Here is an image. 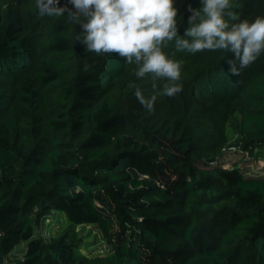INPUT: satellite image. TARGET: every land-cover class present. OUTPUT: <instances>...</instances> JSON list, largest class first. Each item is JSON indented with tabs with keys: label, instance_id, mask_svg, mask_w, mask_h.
I'll use <instances>...</instances> for the list:
<instances>
[{
	"label": "trees",
	"instance_id": "trees-1",
	"mask_svg": "<svg viewBox=\"0 0 264 264\" xmlns=\"http://www.w3.org/2000/svg\"><path fill=\"white\" fill-rule=\"evenodd\" d=\"M231 2L242 20L264 15V0ZM174 5L187 39L201 0ZM82 31L35 0H0V264L19 244L14 264H264V175L245 157L228 166L264 161V54L230 76L231 53L170 43L183 91L148 113L129 85L147 95L152 75L87 53Z\"/></svg>",
	"mask_w": 264,
	"mask_h": 264
},
{
	"label": "clouds",
	"instance_id": "clouds-1",
	"mask_svg": "<svg viewBox=\"0 0 264 264\" xmlns=\"http://www.w3.org/2000/svg\"><path fill=\"white\" fill-rule=\"evenodd\" d=\"M74 10L60 6V0H35L44 16H62L83 30L87 53L118 54L127 64H135L137 78L151 74L152 91L145 94L135 83V97L144 111L154 113L158 96L174 97L183 91L177 83L183 61L169 58L163 50L174 42L177 52L198 53L224 50L232 54L227 61L228 75L240 76L244 69L264 54V15L253 21L241 19L231 0H201L200 8L189 5V27L178 34V9L174 0H69ZM83 18V19H81ZM175 55V53H173ZM87 68V66H86ZM165 79L158 91L155 81ZM239 83V81H237Z\"/></svg>",
	"mask_w": 264,
	"mask_h": 264
},
{
	"label": "rangeland",
	"instance_id": "rangeland-1",
	"mask_svg": "<svg viewBox=\"0 0 264 264\" xmlns=\"http://www.w3.org/2000/svg\"><path fill=\"white\" fill-rule=\"evenodd\" d=\"M236 129H237V120H234V122L231 124V131L235 133ZM235 141H237V138L233 139V142ZM244 157L247 159L245 161L244 166L250 169L249 170L250 174L264 175V161L251 159L250 156L248 155H243L240 153L229 154L228 166H231L230 164H232L233 162H239V160ZM41 231L42 228L36 230L37 234H40ZM79 231L87 238V242L91 247L98 249L106 247V243L103 241L100 231L95 226H82L79 227ZM24 250H25L24 244L15 245L13 251L10 254H8V256H6V258L4 259V264H14L19 260H21L22 257L24 256Z\"/></svg>",
	"mask_w": 264,
	"mask_h": 264
}]
</instances>
